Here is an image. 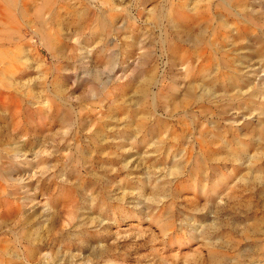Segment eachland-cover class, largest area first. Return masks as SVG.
Returning a JSON list of instances; mask_svg holds the SVG:
<instances>
[{"label": "rangeland", "instance_id": "1", "mask_svg": "<svg viewBox=\"0 0 264 264\" xmlns=\"http://www.w3.org/2000/svg\"><path fill=\"white\" fill-rule=\"evenodd\" d=\"M0 264H264V0H0Z\"/></svg>", "mask_w": 264, "mask_h": 264}, {"label": "bare ground", "instance_id": "2", "mask_svg": "<svg viewBox=\"0 0 264 264\" xmlns=\"http://www.w3.org/2000/svg\"><path fill=\"white\" fill-rule=\"evenodd\" d=\"M181 14V13H180ZM43 22V21H42ZM47 22V21H46ZM44 26V25H43ZM45 26H46V23H45ZM45 28H47V27H45ZM48 30V29H47ZM32 31H33V29H32ZM53 31V30H52ZM59 97V96H58ZM4 153H5V151H4ZM11 184V183H10Z\"/></svg>", "mask_w": 264, "mask_h": 264}]
</instances>
